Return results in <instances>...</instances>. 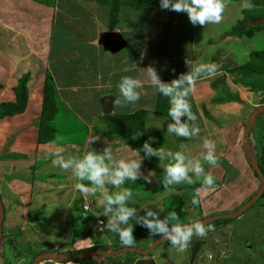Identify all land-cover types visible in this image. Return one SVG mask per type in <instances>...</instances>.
Masks as SVG:
<instances>
[{
	"label": "rangeland",
	"instance_id": "1",
	"mask_svg": "<svg viewBox=\"0 0 264 264\" xmlns=\"http://www.w3.org/2000/svg\"><path fill=\"white\" fill-rule=\"evenodd\" d=\"M42 1L50 2L52 0ZM69 1L77 2L81 0ZM88 5L90 7L95 6L92 10L89 9V11L91 10V16H93L92 11H96L98 6L94 1H91ZM258 9L249 11V15L253 17L262 16L264 10L262 8ZM150 14V20L151 18L154 20L153 26H155L156 20L161 21L166 19L163 13L157 16L152 13ZM235 16L238 17V15ZM114 17L116 25L125 24L124 26L128 27L129 21L124 22L126 21V17H123L121 12L120 14L117 13ZM184 18L186 21L188 20L187 14H184ZM235 22L232 19L222 25V27L216 30V36L214 31L215 26H211L210 24L201 26L202 33L205 32L209 38H212L210 43L214 45V47H211L206 45L203 40L201 42L202 48L200 49H205L204 52H208V58L213 59L216 55L215 53L217 51L220 52L218 49L219 45L225 39V33H228L232 26L236 24ZM79 24L86 25V20L80 21ZM148 26H152V23H145L143 25L144 30ZM129 28H131L130 25ZM162 28L164 31L162 32L160 52L162 54L161 57H168V68L171 69L183 65L186 69L181 73H187L191 69L185 64L186 58L192 62L194 61V66L198 65L199 59L197 58L200 57L198 55V46L195 47L196 52L194 53V49L189 45V40L192 36L191 31L180 23L177 26L169 23ZM77 31L81 32L80 29ZM88 31L90 33L92 32L89 29ZM106 32L109 31L102 33ZM222 33L223 35L218 36ZM100 35L96 39L95 44L103 47L108 53L115 54L103 45L98 44ZM121 36L123 37L122 34ZM123 39L127 42L124 37ZM240 40L243 46L249 48L251 41L254 39H251L250 43L246 38H240ZM129 42L131 44V40ZM256 43L257 40L255 41V51H264V45L257 46ZM241 44L236 42L226 43L223 45V49L225 50L230 46L235 50H241ZM78 46L72 47L78 50ZM129 47L132 46L129 45ZM80 48L83 53L88 50L87 47L82 45H80ZM48 49L50 54H57L59 51V47L55 45L48 46ZM212 51L215 53H212ZM116 53V55L107 56V60L108 63L119 62L121 64L119 70H121L127 63L128 57L134 55V48L124 49ZM183 53H187L186 57L178 58ZM223 56H227L225 65H228L231 62L229 52H224ZM233 65L235 66L236 64L233 63ZM224 71L227 72L224 69L218 68V72ZM218 72L217 74H219ZM136 74L135 72H131L125 74V76L136 78ZM226 74L218 78L217 81L219 82L220 80L219 83L224 85L227 81L231 88L220 90L218 100H226L231 98V96H237L240 99L242 95H247L249 91L256 93L257 90L251 89L250 84L252 82L262 83V87L258 89L264 90V76L258 78L254 74H251L252 76L240 73L229 74V72ZM231 76L234 78H231ZM68 77L69 75L62 74L61 80L69 81ZM116 77L117 79L120 78L118 75ZM21 78L17 79V83H15L16 80H12V84H16L17 86ZM1 82L3 84L1 83L0 85V104L3 102H14L15 96L14 100L13 98L12 100H8L10 97L9 85H11V80L7 77ZM89 89L88 86L80 85L76 89L71 90L73 93H71L68 99L56 95V106L59 113L52 122H49L50 130H53V139L41 143L38 141V116L40 115L42 107V95L40 92L32 95V101L34 102L32 105L26 104V108L22 113L24 115L22 116L23 118L30 119L33 122L32 126L34 130L31 134L34 135L35 133L36 135V139L33 136V139L24 142L28 144V147H25L24 150L28 153H23L24 148L22 147L15 148V146H18V134L22 132L21 127L18 128L15 126L16 119L20 120L22 117H12L22 114L9 116L11 119L5 120V122H1L0 119V214L3 211L0 236V264H20L21 261L23 264H76L77 262L75 261L82 259H90L93 261L90 264H110L111 262L113 264H132L145 258H152L156 264H264V195H262L264 178L260 176L262 172L258 166L259 162L254 160L256 151L252 155L248 154V161L250 162V166L253 167L255 176H248L247 174V177H249L248 180H252L254 188L246 191V193L240 188L236 190L240 202L236 201L231 206V210L225 211L218 209L215 205H209L208 208L210 210H213V208H216V210L206 212V214L202 212V204L193 206L191 203L195 188L200 187L202 181L196 182L193 185L181 183L175 185L173 190L165 191L161 183L164 178V169L161 165L160 170L159 159L157 157L145 158L141 171L144 175H147L149 172H154L152 182L146 183L143 179H138L137 181L126 180L122 185L123 188H130L133 191V197L128 201L127 206L137 210L136 216L129 221V224L133 225L134 228L133 235L136 240L134 246L127 248L121 246V243L118 247L113 244L109 245L107 236L100 234L97 236L100 242L92 243L91 247H83V245L89 243L88 234L89 231H92V224H89L90 227L88 225L86 226L83 219L89 216L93 217L95 222L97 219L101 220V217H105L103 215L104 207L100 204L102 196L99 193L96 196H84L77 190L74 185L81 183V181L75 179L70 170L64 171L59 167L53 166L52 161L55 159L53 153L58 148H63V155L66 158L68 156L82 158L87 151L94 150L100 154L104 148L111 146L114 156L117 159L138 158L133 155L132 150L139 151L140 156L143 157L145 153L141 149L146 141L150 142L153 148L163 147L175 152L170 142H174L175 137H177L175 134L167 132V124L171 119L168 120L164 116L156 115L154 116L155 119L150 118V120L157 121L159 126L149 127L146 131L138 130L136 135L134 134L130 137H119L111 134L110 127L107 126V122L103 120L102 116L98 118L92 117V113L95 111L91 110L94 105L90 101V94L86 93ZM117 90L119 89L113 90V95L116 94L119 96ZM110 96L108 99H110ZM86 102L88 104H85ZM240 102L241 99L235 103ZM65 104L69 108H65ZM97 108H94V110H97ZM33 115L37 117L34 116L35 118L33 119ZM79 123L82 124L80 125ZM134 125L135 123L131 124V129H134L136 126ZM162 128H164L165 132L158 133ZM245 129L247 132L252 133V129L249 126H246ZM48 133L50 132L48 131ZM210 136H214V134H210ZM93 137H99V139L89 144L88 141ZM158 137L161 138V145L156 142L159 139ZM259 138H261L258 141L259 144H256V149L258 150L264 143V135L262 134ZM222 146L224 145H221V149ZM164 162V164L168 163L167 160ZM158 168L159 171H157ZM212 169L216 171V173L215 171H211L212 174L216 175V181H222L224 175H221V172L216 167H212ZM237 174L236 176L238 178ZM225 181L226 177L223 182ZM82 183L90 186L87 181H83ZM106 187L109 194L119 191V189L111 185H106ZM234 188L236 189L238 186L235 185ZM12 208L15 209L16 214L13 217H5L7 213L12 211ZM145 209L156 212L161 218L166 217L171 211H176L181 223L189 224L193 221H201L206 227L211 225L214 231H209L205 238H199L195 235L192 237L194 240L199 239L206 243L201 253L196 256L193 262H190L189 251L186 250L180 253L172 247L169 241L164 239L156 248L150 249V245L161 237L151 235L148 229L137 223L139 218L145 214ZM223 215H225L224 217H230L231 220L228 223H219L217 219L223 217ZM105 218L108 219L107 217ZM113 234L111 233V236ZM115 236L120 241L118 235L114 234ZM89 238L91 239V237ZM151 240L153 242L150 243ZM138 251H147V253L142 256ZM105 257L107 260L103 261Z\"/></svg>",
	"mask_w": 264,
	"mask_h": 264
},
{
	"label": "crops",
	"instance_id": "2",
	"mask_svg": "<svg viewBox=\"0 0 264 264\" xmlns=\"http://www.w3.org/2000/svg\"><path fill=\"white\" fill-rule=\"evenodd\" d=\"M91 1H94L98 6L96 11H92L93 16H91L90 12L95 6H87ZM109 4L110 2L102 3L99 0H81L77 2L69 0H52L50 2L42 0H0V85L1 83L3 84L1 81L4 78L6 79L8 77L11 80V85H9L10 97L8 100H12V98L14 100L13 88L16 84H12V80H16L15 83H17L18 78L27 75V104L32 105L34 102L32 101V95L37 92H40L42 95L44 78L49 75L52 78L55 95L62 96L64 99H68L71 93H73L71 90L76 89V87L80 85L88 86L90 89L85 91L91 96L90 101L94 105L91 110L95 111L92 113V117L94 118L103 116L104 108L102 101L109 100L111 114L126 115L139 110L145 111V130L143 131H146L149 127L159 126L157 121H151L150 118L153 119L156 115L164 116L170 120L168 110L171 105L169 99L157 92L155 87L150 84L143 69L150 65L153 66L156 68L161 81L165 83H169L173 79L178 78L181 72L186 69L183 65L171 69L168 68V57H161L162 54L160 52L162 32L164 31L162 27L169 23H172L173 26H177L180 23L191 31L193 37L191 36L189 45L194 49V53L196 52L195 47L198 46V55L200 56L197 58L199 59L198 64L215 63L218 65V68L224 69L227 72H218L219 74H216L214 77L201 78L196 81L195 89L188 99L191 104V110L197 117L195 124L200 128L199 135L191 139L177 136L174 142L171 141L170 143L175 149V152L182 151L192 157H197L201 153L206 152V149L203 147L205 139L215 143V155L219 161L216 168L219 169L221 175H224V177L222 181L217 182L216 175L212 174L215 177V190L209 191V193H201L202 212L206 214V212L216 210V208L210 210L208 208L209 205H215L218 209L225 211L231 210V206L236 201L240 202L236 190L240 188L246 193V191L254 188L252 180H248L249 177H247V174L248 176H255L253 168L248 161V154L252 155L256 151L254 160H257L258 149H256V144H259L258 141L261 139L259 137L262 134L264 135V90L256 89V93L249 91L245 96L240 93L242 95L240 97V103L227 100L218 101L220 90H227L231 87L227 81L224 85L219 83L220 80L219 82L217 80L228 73L229 69L249 61V53L255 50L256 39L252 40L251 43V39H247L250 45L249 48H246L241 44L240 38L227 35L226 32L225 39L223 42L221 41L218 48L220 52L217 51L215 53L212 51V53L216 54L212 59L208 58V52H204L205 49H200L202 48V40L206 45L214 47L210 43L212 38H209L205 32L202 33L201 26H193L189 19L186 21L184 18V14L186 13L162 10L160 5L137 6L123 2L119 5L117 13L120 14L121 12V15L126 17V21L124 22L129 21L128 24L131 26L129 28V25L125 27V24L116 25V21L112 23L113 20L111 19ZM241 4L232 2L225 10L222 22L216 25L210 24L211 26H215V36L217 35L216 30L222 27V25L232 19L236 22L240 20L243 14L241 12L243 9L240 7ZM89 9L91 10L89 11ZM150 13L156 16L163 13L166 19L157 21L154 17L156 23L153 26L154 20L152 18L150 20ZM235 15H238V17ZM84 20H86V25L79 24L80 21ZM145 23H152L153 27L148 26L144 30L143 25ZM78 29L82 33L77 31ZM105 31H113L123 35L127 42L126 47L122 50L134 48V55L128 57L127 63L121 70H119V66L121 65L119 62L108 63L107 60V56L116 55L117 53L110 54L103 47L95 44L99 35ZM198 33H200L199 36ZM221 35L223 33L218 36ZM262 37L263 34L257 37V46H262L263 43H259V39ZM129 40H131V44ZM234 42L242 45L241 50H235L230 46L225 49L226 51L223 49V45L226 43ZM51 45L59 47L57 54L49 53L48 46ZM76 45H79L78 50L72 47ZM80 45L87 47L88 50L83 53ZM129 45L132 47H129ZM227 51L229 52L231 62L225 65L227 56H223V53ZM186 55L187 53H183L178 58H184ZM56 60L58 61L55 62ZM233 63L236 65L234 66ZM173 69L175 70L174 72ZM131 72L137 73L135 77L140 79L144 84L141 98L135 104L114 109L113 102L119 96L116 94L113 95V90L118 89V84L121 79L125 77V74ZM62 74L69 75V81H62ZM116 75L120 76V78L117 79ZM231 78L234 77L231 76ZM117 92L119 94V90ZM109 96L110 99H108ZM85 104L88 103L86 102ZM65 108H69L67 104H65ZM94 108H97V110H94ZM22 116L24 115L22 114L12 118H21ZM34 116H32L33 119L37 117ZM10 119V117H4L1 119V122ZM16 120L15 126L18 128L21 127L22 132L18 134V146H15V148L22 147L24 148L22 152L26 153L27 151L24 150L25 147H28V144L24 142L26 140L30 141V139H33V136L36 139L35 133L34 135L31 134L34 130L32 126L33 122L23 117L20 120ZM168 122L171 123L173 121L170 120ZM246 126L252 129V133L247 132L245 129ZM161 132H165L164 128L160 129L158 133ZM210 134H214V136H210ZM158 138L156 142L161 145V138ZM221 140L225 146V148L222 146V149ZM202 164L205 172L215 171L207 163L202 161ZM159 168L161 170L160 165ZM159 168L157 171H159ZM225 177L226 181L223 182ZM199 181L202 180H197L196 182ZM235 185L238 188L235 189ZM197 188L199 187H196L195 190ZM15 214L16 211L12 208V211L7 213L5 217H13ZM85 219L86 217L83 220L85 221ZM89 224L91 225V223ZM88 239L89 243L83 245V247H91L92 240L89 237ZM105 260H107L106 257L103 261ZM110 264L113 263L111 262Z\"/></svg>",
	"mask_w": 264,
	"mask_h": 264
},
{
	"label": "clouds",
	"instance_id": "3",
	"mask_svg": "<svg viewBox=\"0 0 264 264\" xmlns=\"http://www.w3.org/2000/svg\"><path fill=\"white\" fill-rule=\"evenodd\" d=\"M231 3L232 0H160V7L162 10L186 13L193 26H206L221 23L223 14ZM241 7L250 10L254 5L251 0H243ZM185 64L191 70L187 73H181L178 78L169 83L161 81L156 68L153 66L150 65L143 70L156 91L169 99L171 106L168 110V116L173 122L167 124V132L178 137L191 139L199 135L200 128L195 124L197 117L191 110L188 98L195 89L196 81L201 78L214 77L218 72V65L200 63L194 66L193 62L187 58ZM143 87L144 84L140 79L123 77L118 84L120 95L114 100L113 108H124L129 104L138 102ZM182 118L186 119L182 121ZM98 139L99 137H93L88 143H93ZM203 147L206 152L197 157H192L182 151L173 152L163 147L153 148L151 143L146 141L141 149L145 153L143 157L140 156L139 151L132 150L133 155L138 158L119 159L114 156L111 146L104 148L100 154L94 150L87 151L82 158L72 156L66 158L63 155L64 149L58 148L53 153L55 159L52 163L53 166L64 171L70 170L72 176L81 181V183H76L74 187L84 196H96L98 193L102 196L100 204L104 207L103 215L108 218L105 223L107 230L118 235L121 246L131 248L136 240L133 235V225L129 224V220L136 216L137 210L127 206L128 201L133 197V191L130 188H123L122 185L126 180L137 181L138 179L151 183L154 172L144 175L141 171L142 163L145 158L157 157L160 166L162 165L164 169V178L161 183L165 191H171L175 185L181 183L193 185L197 180H202L201 187L195 190L191 200L193 206H199L201 205V193L215 190V177L211 172H205L202 161L212 167L218 166L215 143L205 139ZM165 160L168 161L167 164L163 163ZM83 181L89 182L90 186L82 183ZM106 185H111L119 191L109 194ZM224 216L218 218L217 221L231 219ZM100 221L103 223V220ZM137 223L148 229L151 235H157L169 241L172 247L180 253L188 249L194 235L205 238L209 231H214L211 225L206 227L201 221H193L189 224L181 223L176 211H171L166 217L161 218L156 212L145 209V214L139 218ZM198 253L196 256L199 255ZM138 261L132 264H136ZM20 264L23 262L21 261Z\"/></svg>",
	"mask_w": 264,
	"mask_h": 264
},
{
	"label": "trees",
	"instance_id": "4",
	"mask_svg": "<svg viewBox=\"0 0 264 264\" xmlns=\"http://www.w3.org/2000/svg\"><path fill=\"white\" fill-rule=\"evenodd\" d=\"M99 1H101L102 3L110 2L109 8L111 11V19L113 20L112 23L115 21L114 16H116L119 10V5H121L123 2H127V4L129 5H137V6L138 5L139 6L160 5V0H99ZM232 2L243 3V0H232ZM251 3L254 5V7L250 10L243 9L242 18L238 20L234 26H232L231 30L227 33V35L235 36L237 38L257 40V37L263 34V37L259 39L260 41L259 43L261 44L263 43L262 45H264V29L262 30L264 26L260 25V26L252 27L250 25L251 22H255L259 18H262L264 16V13L260 17H253L249 15V11L251 10H259L258 8H262V10H264V0H251ZM254 8H257V9H254ZM229 72L230 73H240V74H245V75L254 74L258 78H260L261 76H264V51L263 50L251 51L249 53V61L247 63H244L238 67H233L229 70ZM27 80H28L27 75L22 76V78L18 82V85L13 88V93L15 96L14 102H3L0 104V119H3L4 117L19 115L24 112L27 101H28V90L26 87ZM52 83H53L52 79L48 75L44 81V87H43L42 98H41L42 107H41V112L38 118L39 119V126H38L39 143L53 139V134H52L53 130L52 129L50 130L51 127H50L49 122H52L56 118V115L59 113L57 106H56L57 99L55 95V88ZM262 85H263L262 83H255V82H252L250 84L252 90L261 88ZM226 100L237 102L239 101V98L237 96H231V98H228ZM108 101L103 100V108H104L103 110H107L109 107H111L109 103L110 101L109 102ZM218 101H221V100H218ZM145 115H146L145 111L139 110L132 114H126V115H118V114L115 115V114L105 112L103 113L102 117H103V120L107 122V126L110 127L111 134L117 135L119 137H130L131 135H134V134L136 135L138 130H144ZM183 119H186V118H183ZM134 123L136 126L134 125L135 126L134 129L133 128L131 129L130 126L131 124H134ZM79 124L81 125L82 123H79ZM48 131L50 133H48ZM257 161L259 162L258 166L264 178V143L263 145L260 146L257 152ZM262 195H264V193ZM101 220H103L105 223L107 221L105 217L104 218L101 217ZM230 220L231 219H223L218 222L227 223ZM96 221L94 222V218L89 217V216L86 217L84 221V223L88 226H89V223L92 224V231L91 232L89 231V234H88V236L91 237L92 243L100 242V239L97 236L100 234H105L107 236L108 244L109 245L113 244L114 246L118 247L120 244V241L117 240L116 236L114 237V234L113 236H111L112 232L108 231L107 229L102 232L97 231ZM153 240H151L150 243L153 242ZM75 262H77L78 264H90L93 261H91L90 259H82L80 261L78 260Z\"/></svg>",
	"mask_w": 264,
	"mask_h": 264
},
{
	"label": "water",
	"instance_id": "5",
	"mask_svg": "<svg viewBox=\"0 0 264 264\" xmlns=\"http://www.w3.org/2000/svg\"><path fill=\"white\" fill-rule=\"evenodd\" d=\"M250 24L253 26L263 25L264 24V17L258 21L251 22ZM98 44L103 45L110 52H114V53H116V52H118V51H120L126 47V42L124 41L121 34H119L117 32H113V31L102 33L100 35V39L98 41ZM105 112L111 113V107H109L107 110H103V113H105ZM260 176L263 178V176L261 174H260ZM0 208H1V204H0ZM0 215H1V218H0V236H1V221L3 220V211H1ZM163 239L164 238H159L158 240L153 242L150 245V249L156 248L161 243V241ZM201 244L202 243H200V242H191L189 244V246H190V250H189L190 262H193L194 259L196 258V255H197L198 251L200 250ZM138 253L142 254V255H146L147 251H138ZM136 264H155V262L152 258H150V259L140 260Z\"/></svg>",
	"mask_w": 264,
	"mask_h": 264
},
{
	"label": "built area",
	"instance_id": "6",
	"mask_svg": "<svg viewBox=\"0 0 264 264\" xmlns=\"http://www.w3.org/2000/svg\"><path fill=\"white\" fill-rule=\"evenodd\" d=\"M102 222H103V223H101L100 220L97 221V225H98V229H97V231H98V232H102L104 229H107V228H106V224H105V222H104V221H102Z\"/></svg>",
	"mask_w": 264,
	"mask_h": 264
},
{
	"label": "flooded vegetation",
	"instance_id": "7",
	"mask_svg": "<svg viewBox=\"0 0 264 264\" xmlns=\"http://www.w3.org/2000/svg\"><path fill=\"white\" fill-rule=\"evenodd\" d=\"M192 241H195V242H200V243H202V244H201V246H200L201 248H200V252H199V253H201V251L203 250V248H202V247H204V246H205V243H206V242H205V241H201V240H199V239H195V240H194V239H192V240H191V242H192ZM191 242H190V243H191ZM189 250H190V246L188 247L187 251H189ZM199 253H198V254H199ZM189 258H190V253H189Z\"/></svg>",
	"mask_w": 264,
	"mask_h": 264
}]
</instances>
